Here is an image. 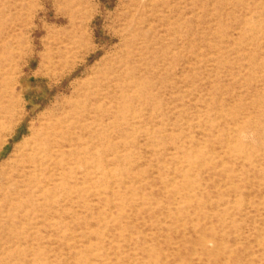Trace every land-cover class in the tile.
<instances>
[{
  "label": "rangeland",
  "instance_id": "1",
  "mask_svg": "<svg viewBox=\"0 0 264 264\" xmlns=\"http://www.w3.org/2000/svg\"><path fill=\"white\" fill-rule=\"evenodd\" d=\"M0 264H264V0H0Z\"/></svg>",
  "mask_w": 264,
  "mask_h": 264
}]
</instances>
